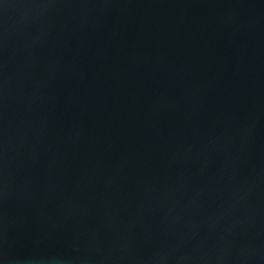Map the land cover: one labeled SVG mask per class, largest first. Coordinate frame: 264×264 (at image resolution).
<instances>
[{"label":"water","instance_id":"water-1","mask_svg":"<svg viewBox=\"0 0 264 264\" xmlns=\"http://www.w3.org/2000/svg\"><path fill=\"white\" fill-rule=\"evenodd\" d=\"M0 264H264V0H0Z\"/></svg>","mask_w":264,"mask_h":264}]
</instances>
